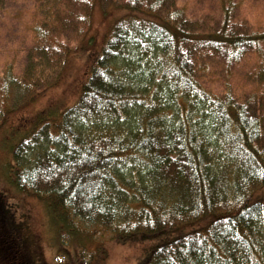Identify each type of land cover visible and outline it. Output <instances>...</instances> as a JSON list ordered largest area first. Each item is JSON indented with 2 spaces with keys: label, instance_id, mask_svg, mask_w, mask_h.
Segmentation results:
<instances>
[{
  "label": "trees",
  "instance_id": "obj_1",
  "mask_svg": "<svg viewBox=\"0 0 264 264\" xmlns=\"http://www.w3.org/2000/svg\"><path fill=\"white\" fill-rule=\"evenodd\" d=\"M100 1L129 14L105 35L77 102L10 148L11 183L60 213L67 234L158 243L138 264H264V199L254 195L264 185V90L216 96L197 67L221 50L235 63L258 55L264 74V31L235 22L223 1L218 20L196 21L177 0ZM40 5L28 25L38 57L21 75L10 64L0 73V131L57 84L91 25L93 0ZM0 225L17 261L31 264L1 203Z\"/></svg>",
  "mask_w": 264,
  "mask_h": 264
},
{
  "label": "rangeland",
  "instance_id": "obj_2",
  "mask_svg": "<svg viewBox=\"0 0 264 264\" xmlns=\"http://www.w3.org/2000/svg\"><path fill=\"white\" fill-rule=\"evenodd\" d=\"M46 1L0 0V73L10 64L21 75L31 60L38 57L28 25L34 16L44 14L40 3ZM222 1L231 8L235 22L245 24L257 35L264 31V0H232V4H229L231 0H177V7L194 21L218 20ZM127 14L126 9L113 6L104 9L100 0H93L90 28L76 49L65 56L57 84L26 109L9 115L5 130L0 131V203L10 210L18 225V235L29 242L26 252L34 264H138L158 245L154 241H147L146 245L119 244L106 238L91 241L82 228L80 232L71 230L67 234L68 226H64L60 213L49 210L41 198L16 189L8 173L10 148L19 137L31 133L44 120L59 117L77 102L90 67L101 52L105 35ZM260 46L264 54V43ZM220 51L199 57L197 67L206 90L216 96L224 95L231 88L240 95L254 86L264 90V74L257 75L258 55L244 56L235 63ZM254 195L264 199V185ZM254 195L252 201L257 202ZM213 219L214 216L207 217L200 226ZM8 238L0 225V244L8 242ZM81 247L85 248L83 252ZM11 257L9 249L2 244L0 264H7Z\"/></svg>",
  "mask_w": 264,
  "mask_h": 264
}]
</instances>
